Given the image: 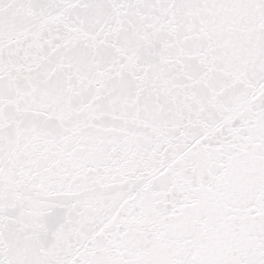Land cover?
<instances>
[{"label": "snow or ice", "instance_id": "obj_1", "mask_svg": "<svg viewBox=\"0 0 264 264\" xmlns=\"http://www.w3.org/2000/svg\"><path fill=\"white\" fill-rule=\"evenodd\" d=\"M0 264H264V0H0Z\"/></svg>", "mask_w": 264, "mask_h": 264}]
</instances>
